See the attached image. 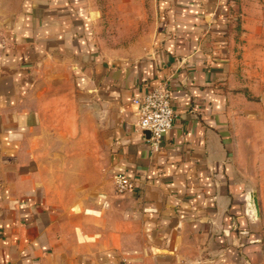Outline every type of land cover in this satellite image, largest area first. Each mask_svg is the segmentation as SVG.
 <instances>
[{"label": "crops", "instance_id": "obj_1", "mask_svg": "<svg viewBox=\"0 0 264 264\" xmlns=\"http://www.w3.org/2000/svg\"><path fill=\"white\" fill-rule=\"evenodd\" d=\"M100 18L90 0H23L0 17V264H264L237 143L264 94L237 78L230 1L157 0L134 51L107 44ZM164 81L174 119L154 149L133 98ZM51 84L101 113L104 182L55 171L67 162L44 138ZM117 173L134 189L117 193Z\"/></svg>", "mask_w": 264, "mask_h": 264}, {"label": "rangeland", "instance_id": "obj_2", "mask_svg": "<svg viewBox=\"0 0 264 264\" xmlns=\"http://www.w3.org/2000/svg\"><path fill=\"white\" fill-rule=\"evenodd\" d=\"M90 1L101 14L99 34L107 44L126 51L145 48L157 0ZM229 1L232 57L237 78L254 99H259L264 94V0ZM22 2L0 0V17L15 11ZM46 91L54 102L44 120V125L51 130L44 136L45 142L58 145V158L67 162L55 171L76 185L104 182L107 170L101 113L74 105L67 87L51 84ZM59 95L61 98H55ZM237 143L240 165L251 178L250 185L257 195L264 222V118L242 127Z\"/></svg>", "mask_w": 264, "mask_h": 264}, {"label": "built area", "instance_id": "obj_3", "mask_svg": "<svg viewBox=\"0 0 264 264\" xmlns=\"http://www.w3.org/2000/svg\"><path fill=\"white\" fill-rule=\"evenodd\" d=\"M133 102L137 104L140 129L150 132L151 146H159L164 132L171 126L174 111L171 104V91L167 83L160 82L151 86L142 95L135 96ZM114 189L117 193H124L134 189V183L124 173L114 175Z\"/></svg>", "mask_w": 264, "mask_h": 264}, {"label": "water", "instance_id": "obj_4", "mask_svg": "<svg viewBox=\"0 0 264 264\" xmlns=\"http://www.w3.org/2000/svg\"><path fill=\"white\" fill-rule=\"evenodd\" d=\"M250 203H251V206L253 207L256 215H259L258 198H257V195L254 191L250 192Z\"/></svg>", "mask_w": 264, "mask_h": 264}]
</instances>
